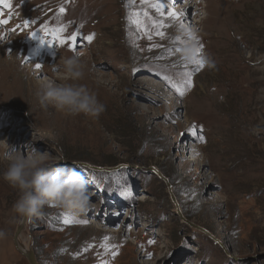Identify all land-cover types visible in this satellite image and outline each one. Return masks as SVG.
Instances as JSON below:
<instances>
[{"label": "rangeland", "instance_id": "1", "mask_svg": "<svg viewBox=\"0 0 264 264\" xmlns=\"http://www.w3.org/2000/svg\"><path fill=\"white\" fill-rule=\"evenodd\" d=\"M155 2L0 3V264H30L13 243L19 191L2 173L4 153L33 148L85 176L90 195L85 213L50 204L28 218L41 264H264V0H160L163 16ZM74 51L85 53L79 81L63 68ZM206 58L215 68L197 70ZM16 67L30 78L13 81ZM46 80L86 85L106 111L43 109L34 94Z\"/></svg>", "mask_w": 264, "mask_h": 264}, {"label": "clouds", "instance_id": "2", "mask_svg": "<svg viewBox=\"0 0 264 264\" xmlns=\"http://www.w3.org/2000/svg\"><path fill=\"white\" fill-rule=\"evenodd\" d=\"M183 54L186 59L191 58L190 49H185ZM84 55V52L74 51L70 57L64 59V71L72 81L84 78L85 64L81 59ZM204 63L210 69L216 66L210 58H206ZM36 96L43 109L47 110L52 106L70 116L84 114L98 119L106 111L96 93L84 84H58L54 80H46L40 84ZM4 158L9 163L2 178L19 191V198L13 205V211L19 217H42L46 206L50 204L61 205L74 215L88 210V181L75 169L50 165L47 153L37 148H33L26 155L13 153L8 156L4 153ZM5 235L0 230V238Z\"/></svg>", "mask_w": 264, "mask_h": 264}, {"label": "snow or ice", "instance_id": "3", "mask_svg": "<svg viewBox=\"0 0 264 264\" xmlns=\"http://www.w3.org/2000/svg\"><path fill=\"white\" fill-rule=\"evenodd\" d=\"M133 2H134V0H133ZM145 2H147V0H145ZM0 3H3L6 7H10V5L8 4V0H0ZM152 7L155 8L156 11L159 12L162 16L165 15L163 9L166 7V5L164 3H162V2H160V0H156V2L152 4ZM60 11L63 13L65 11V9L62 7L60 9ZM166 14H167V16L170 19L179 22L181 27H184V24L182 22V17H183V13L182 12L178 13V12H176L174 10H170ZM0 23H8V21L2 20V21H0ZM29 23H30L29 21H25L24 22V26L26 27ZM136 23L138 25L140 24L139 19L136 20ZM157 23H158V25L160 24V22H157ZM156 34L159 35L160 37H164L165 36V33L163 31H159V30H157ZM32 36H35V33H32ZM76 39H77L76 36H71L70 37L71 41H76ZM86 39L89 42H91L92 39H93V36H88ZM148 39L149 40L152 39L151 35H148ZM61 42L63 43L64 41H61ZM202 47L203 46L201 45V48ZM73 50H75V46L74 45H73ZM195 63H196V66H197V70H200V69H202L204 67L203 59L196 60ZM39 67H41V65L37 64V68H39ZM188 83L189 84L192 83L191 78H189ZM173 87H176V90H177V92H179V95H181V96L185 95V91L180 90V88L177 87L176 85H173ZM199 139H200L201 143H206V140H205V138L203 136H200ZM197 155H199V153H197ZM64 223L65 224H71V223H84V224H86V223H88V221H86V220H78L77 221V220H74V219H70L69 217H67V215H65ZM109 239H110L109 237H105V241H107ZM149 243L150 244L154 243V241H149ZM89 247H91V245ZM104 247L107 248L108 245L105 244ZM149 258H151V254H149Z\"/></svg>", "mask_w": 264, "mask_h": 264}, {"label": "water", "instance_id": "4", "mask_svg": "<svg viewBox=\"0 0 264 264\" xmlns=\"http://www.w3.org/2000/svg\"><path fill=\"white\" fill-rule=\"evenodd\" d=\"M81 164L84 165V166H87L88 165V163H81ZM119 167H121V166L112 167V168H116L117 169ZM159 175H160V177L163 180H165V183L168 186L169 193H170V197H171L172 202L175 203V205H176L177 213L182 216V212H181L180 206H179L178 202H176V200H175V196L173 195L172 188H171L170 183L168 182V179L162 173H160V172H159ZM27 222H28V218H26V217H24V218L19 217V220L17 222V229H16V232H15L14 237H13V243H15L16 248L30 262V264H41L39 262V260H37L36 254H35L34 249L32 247V244L30 243L28 245L29 247H27V246L25 247L20 242V234L24 230V228H26L28 226ZM190 225L193 226L194 228L202 231L207 236L215 239V237L205 227H203V226H201L199 224L196 225L194 223H190Z\"/></svg>", "mask_w": 264, "mask_h": 264}, {"label": "bare ground", "instance_id": "5", "mask_svg": "<svg viewBox=\"0 0 264 264\" xmlns=\"http://www.w3.org/2000/svg\"><path fill=\"white\" fill-rule=\"evenodd\" d=\"M179 3V2H178ZM179 7H177L176 9H178V8H183V4L181 3V1H180V3H179ZM184 8H187V5H186V7H184ZM180 25V24H179ZM148 51H149V49H148ZM19 65V64H18ZM17 65V66H18ZM19 68L21 69V70H19ZM1 69V68H0ZM15 69V68H14ZM16 70H17V72H16ZM16 70H14L13 72H12V70L10 69L9 70V74L11 75H13L14 74V78H13V81H20V80H22V79H24L25 77H29L30 78V76L29 75H26L25 73H24V71H23V69L21 68V67H16ZM1 71V70H0ZM16 72V73H15ZM2 73L4 74L5 73V71H2ZM11 75V76H12ZM19 77V78H16V77ZM16 78V79H15ZM12 80V79H11ZM29 81L27 82V85L26 86H23L24 87V90H25V88L27 89V88H29V94L31 93V85L32 84H34V81L33 80H31V79H28ZM9 81V80H8ZM21 82V81H20ZM15 83V82H14ZM11 85V84H10ZM38 85V84H37ZM33 86V85H32ZM37 88H36V92H35V94H34V96H35V99L38 101V99H37V96H36V93H37V90H38V88H39V85L38 86H36ZM28 99V98H27ZM17 100V99H16ZM52 107V106H51ZM81 133V132H80ZM29 226V225H28ZM28 226L26 227V228H24V230L21 232V234H20V242L22 243V245H24L25 247L27 246V247H29L28 245L31 243V242H29L28 241V235H29V237H30V234H29V228H28ZM194 229H196V228H194ZM197 230L198 229H196V232H197ZM27 233H28V235H27Z\"/></svg>", "mask_w": 264, "mask_h": 264}]
</instances>
